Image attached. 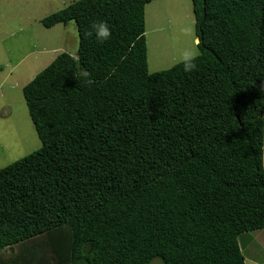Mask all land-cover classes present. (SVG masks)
Masks as SVG:
<instances>
[{
  "label": "trees",
  "instance_id": "16d2710c",
  "mask_svg": "<svg viewBox=\"0 0 264 264\" xmlns=\"http://www.w3.org/2000/svg\"><path fill=\"white\" fill-rule=\"evenodd\" d=\"M152 1L78 0L42 20L74 21L79 49L23 89L42 147L0 169V253L246 264L242 237L264 229V0H192L190 73L149 71Z\"/></svg>",
  "mask_w": 264,
  "mask_h": 264
},
{
  "label": "rangeland",
  "instance_id": "374dc122",
  "mask_svg": "<svg viewBox=\"0 0 264 264\" xmlns=\"http://www.w3.org/2000/svg\"><path fill=\"white\" fill-rule=\"evenodd\" d=\"M75 1L78 0H0V169L42 147L23 89L59 54H77L79 33L74 21L52 28L42 24L44 18ZM145 18L151 73L179 63L177 58L184 49L195 50L196 56L200 53L192 0H154L146 5ZM243 240L249 247L244 253L247 264L253 260L250 257L264 259V233H249ZM22 248L15 246L0 260L40 264L39 258L50 256H44L43 246L39 248L37 244L28 252H21ZM152 264L163 263L155 259Z\"/></svg>",
  "mask_w": 264,
  "mask_h": 264
},
{
  "label": "clouds",
  "instance_id": "9594fccd",
  "mask_svg": "<svg viewBox=\"0 0 264 264\" xmlns=\"http://www.w3.org/2000/svg\"><path fill=\"white\" fill-rule=\"evenodd\" d=\"M93 33L98 41L104 42L111 38L112 31L107 23L105 22H98L92 25ZM93 33H90L93 34ZM178 62L183 65V70L186 73H190L195 70L196 68V52L191 48H187L181 51L178 56ZM85 76L88 73H84Z\"/></svg>",
  "mask_w": 264,
  "mask_h": 264
},
{
  "label": "crops",
  "instance_id": "0c3cea01",
  "mask_svg": "<svg viewBox=\"0 0 264 264\" xmlns=\"http://www.w3.org/2000/svg\"><path fill=\"white\" fill-rule=\"evenodd\" d=\"M253 232H257V233H259V234H263L264 233V229H262V230H257V231H253ZM253 232H250V233H253ZM263 232V233H262ZM249 234V233H248ZM247 235V234H246ZM245 236V235H244ZM252 238V237H251ZM252 240V239H251ZM250 240V241H251ZM240 243H241V247H242V252H243V254L246 252L247 253V251H246V248H249V247H247L248 246V244L246 243V242H244V240L242 241V239H241V241H240ZM250 243V242H249ZM25 245H27L26 247H34L35 246V242H29V243H27V244H25ZM25 247V248H26ZM24 248V247H23ZM11 249H14V247L13 248H9V249H6V250H4L5 252H2V253H0V258H5V257H7L5 254L6 253H10V252H8V250H11ZM244 257H245V254H244ZM251 259H253V260H251V262H250V264H264V259L263 260H257V259H255V258H253V257H250ZM250 260V259H249ZM9 261L10 260H0V264H9ZM245 262H246V264H247V259H246V257H245ZM10 264H12V262L10 261Z\"/></svg>",
  "mask_w": 264,
  "mask_h": 264
}]
</instances>
